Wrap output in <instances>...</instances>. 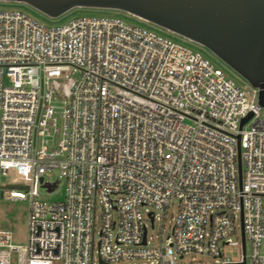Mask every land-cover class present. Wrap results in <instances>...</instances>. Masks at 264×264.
<instances>
[{"label":"built area","instance_id":"built-area-1","mask_svg":"<svg viewBox=\"0 0 264 264\" xmlns=\"http://www.w3.org/2000/svg\"><path fill=\"white\" fill-rule=\"evenodd\" d=\"M248 87L118 17L0 10V176L26 181L0 194L30 201L24 245L0 227V264H264V106ZM53 170L63 200L36 199ZM157 212L169 232L150 246ZM225 245L241 257L221 260Z\"/></svg>","mask_w":264,"mask_h":264},{"label":"water","instance_id":"water-1","mask_svg":"<svg viewBox=\"0 0 264 264\" xmlns=\"http://www.w3.org/2000/svg\"><path fill=\"white\" fill-rule=\"evenodd\" d=\"M0 1L26 3L50 17H58L74 7L126 11L208 48L258 89L259 103L264 106V0ZM251 116L252 113L242 124ZM239 174L241 178L240 156ZM56 185L43 184L48 191ZM243 246L245 249L244 236Z\"/></svg>","mask_w":264,"mask_h":264},{"label":"rangeland","instance_id":"rangeland-1","mask_svg":"<svg viewBox=\"0 0 264 264\" xmlns=\"http://www.w3.org/2000/svg\"><path fill=\"white\" fill-rule=\"evenodd\" d=\"M22 10L28 15L38 20L39 22L45 24L46 26H56L67 23L68 21L81 17V16H96V17H118L126 22L136 24L145 28H148L158 34L164 35L175 42H178L184 46L191 48L194 51L201 53L204 57L211 60L216 67H219L223 72L230 78H232L238 85L244 88L247 92L251 90L248 81L241 76L237 71L231 68L222 59L216 56L212 51L199 43L191 41L182 35L173 33L150 23L148 21L142 20L126 11L118 9H106V8H94V7H74L64 14L58 17H50L45 13L39 11L38 9L20 2L14 1H0V10ZM9 82V81H7ZM264 113V107L262 109ZM46 180L51 182H56V187L53 191L48 192L46 188H39V196L36 199H43L47 201H61L65 196V183L64 180L59 177V171L53 170L46 174ZM26 181L17 172L16 169H10L5 175L0 176V184L4 185L5 188H17L19 190L25 191L21 186L13 185L14 183H25ZM143 212H146V207L142 208ZM30 212V201L28 199H7L0 194V227L9 229L13 235V243L18 245H24L27 242L28 237V219ZM176 212L175 206L171 207L168 214V219L171 215ZM158 217L155 220V225L152 227L151 222L148 221V240L150 246H157L160 242V234L166 236L169 232L166 227L162 230L161 217L162 213L157 212ZM100 226L99 220H97L96 230L98 232ZM247 251L249 252V245H247ZM241 257V252L237 246L225 245L223 249V259L238 260ZM137 264H142L143 261H136ZM215 262V257L209 254H199V253H186L181 257L177 255L176 264H210ZM115 264V263H111Z\"/></svg>","mask_w":264,"mask_h":264}]
</instances>
